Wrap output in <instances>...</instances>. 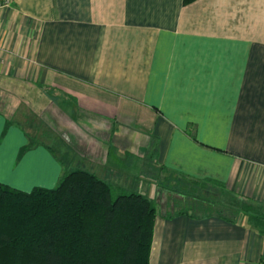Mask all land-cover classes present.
I'll use <instances>...</instances> for the list:
<instances>
[{
  "label": "crops",
  "instance_id": "1",
  "mask_svg": "<svg viewBox=\"0 0 264 264\" xmlns=\"http://www.w3.org/2000/svg\"><path fill=\"white\" fill-rule=\"evenodd\" d=\"M77 168L167 193L149 264H264V0H0V181Z\"/></svg>",
  "mask_w": 264,
  "mask_h": 264
},
{
  "label": "trees",
  "instance_id": "2",
  "mask_svg": "<svg viewBox=\"0 0 264 264\" xmlns=\"http://www.w3.org/2000/svg\"><path fill=\"white\" fill-rule=\"evenodd\" d=\"M157 216L146 195L82 168L52 188L0 181V264H149Z\"/></svg>",
  "mask_w": 264,
  "mask_h": 264
},
{
  "label": "rangeland",
  "instance_id": "3",
  "mask_svg": "<svg viewBox=\"0 0 264 264\" xmlns=\"http://www.w3.org/2000/svg\"><path fill=\"white\" fill-rule=\"evenodd\" d=\"M29 116H30V118L32 120V124H33L35 130L43 131V128L44 129L47 128L46 125L42 124L41 112L29 115ZM161 181H162V183H166L167 184L166 181L165 182H164V180H161ZM149 184H150L149 182L147 183V185L141 184V193L146 195L160 209V204L164 202V199H165V196H166L167 193L165 194V191H162L160 194H158L155 190L152 191L149 188Z\"/></svg>",
  "mask_w": 264,
  "mask_h": 264
}]
</instances>
